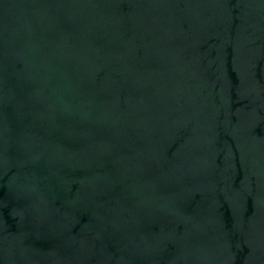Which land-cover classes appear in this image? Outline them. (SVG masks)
Returning <instances> with one entry per match:
<instances>
[{"label":"water","instance_id":"95a60500","mask_svg":"<svg viewBox=\"0 0 264 264\" xmlns=\"http://www.w3.org/2000/svg\"><path fill=\"white\" fill-rule=\"evenodd\" d=\"M0 264H264V0H0Z\"/></svg>","mask_w":264,"mask_h":264}]
</instances>
